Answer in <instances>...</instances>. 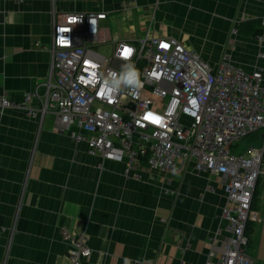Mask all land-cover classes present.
I'll return each instance as SVG.
<instances>
[{
  "label": "crops",
  "instance_id": "crops-1",
  "mask_svg": "<svg viewBox=\"0 0 264 264\" xmlns=\"http://www.w3.org/2000/svg\"><path fill=\"white\" fill-rule=\"evenodd\" d=\"M53 12H104L108 46L174 38L213 70L228 61L264 73V0H0V96L20 102L46 80ZM51 123L0 114V264H69L62 231L84 235L83 264H205L227 236L219 179L191 164L173 175L141 162L125 174L123 163L91 155ZM252 209L248 256L264 264V175Z\"/></svg>",
  "mask_w": 264,
  "mask_h": 264
},
{
  "label": "built area",
  "instance_id": "built-area-1",
  "mask_svg": "<svg viewBox=\"0 0 264 264\" xmlns=\"http://www.w3.org/2000/svg\"><path fill=\"white\" fill-rule=\"evenodd\" d=\"M105 19L104 12H53L46 80L20 102L0 96V114L20 112L39 128L51 117L52 130L85 142L102 161L123 163L125 174L141 162L173 175L191 164L194 172L219 179L227 236L212 244L205 264H252L245 228L255 220L251 205L264 175V143L239 155L231 147L264 130L263 70L247 72L228 61L213 70L174 38L145 36L135 45L108 46L99 32ZM257 37L264 42V18ZM107 46L108 56L100 52ZM129 65L139 72L140 88L121 82L113 96H105L100 79L120 76ZM61 242L69 264H83L91 254L84 235L62 231Z\"/></svg>",
  "mask_w": 264,
  "mask_h": 264
},
{
  "label": "clouds",
  "instance_id": "clouds-1",
  "mask_svg": "<svg viewBox=\"0 0 264 264\" xmlns=\"http://www.w3.org/2000/svg\"><path fill=\"white\" fill-rule=\"evenodd\" d=\"M61 43H63V40H61ZM95 79H96V76H95V74H93L89 78V82L93 83ZM100 81L102 83L103 94L105 96H109V97L113 96L116 93L117 88L121 82H124L128 86H135L138 89L141 86V81L139 78V72L135 69L134 65H129L127 70L120 76H116L115 74H113V78L111 80H107V79L101 80L100 79ZM110 84L114 85L116 87H109ZM193 106L198 107V102L194 100ZM125 264H131V261L126 258Z\"/></svg>",
  "mask_w": 264,
  "mask_h": 264
},
{
  "label": "rangeland",
  "instance_id": "rangeland-1",
  "mask_svg": "<svg viewBox=\"0 0 264 264\" xmlns=\"http://www.w3.org/2000/svg\"><path fill=\"white\" fill-rule=\"evenodd\" d=\"M100 52H101V54L108 56L110 50H109V48L107 46L105 48H102V50ZM263 133H264V130H258L257 132L249 134L244 139L236 142V144L231 147V153H233L235 155H239V154L244 153L247 150V148L249 146H251V145H253V146H257V145L258 146H263L264 139L261 137V135ZM253 201H254V198H253ZM258 204H259V198L257 199V205ZM251 211H252V207H251ZM254 246L255 245L253 243H251L249 246L247 245L248 255L254 250ZM253 264H259V263L258 262H254Z\"/></svg>",
  "mask_w": 264,
  "mask_h": 264
},
{
  "label": "trees",
  "instance_id": "trees-1",
  "mask_svg": "<svg viewBox=\"0 0 264 264\" xmlns=\"http://www.w3.org/2000/svg\"><path fill=\"white\" fill-rule=\"evenodd\" d=\"M260 34V31H258V35ZM257 35V36H258ZM257 185V184H256ZM253 198H254V201L252 200V205H251V207L253 208V205H254V203H255V200H256V187H255V191H254V194H253ZM252 211H253V209H252ZM252 227H253V225H252V223L249 221L248 223H247V225H246V228H245V234L246 235H248V234H250L251 233V231H252Z\"/></svg>",
  "mask_w": 264,
  "mask_h": 264
},
{
  "label": "snow or ice",
  "instance_id": "snow-or-ice-1",
  "mask_svg": "<svg viewBox=\"0 0 264 264\" xmlns=\"http://www.w3.org/2000/svg\"><path fill=\"white\" fill-rule=\"evenodd\" d=\"M163 47H167V45H162ZM129 52H130V50H128V49H125L124 50V55H128L129 54Z\"/></svg>",
  "mask_w": 264,
  "mask_h": 264
}]
</instances>
